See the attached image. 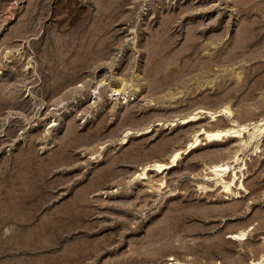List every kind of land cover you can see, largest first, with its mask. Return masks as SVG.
<instances>
[{
	"label": "rangeland",
	"instance_id": "rangeland-1",
	"mask_svg": "<svg viewBox=\"0 0 264 264\" xmlns=\"http://www.w3.org/2000/svg\"><path fill=\"white\" fill-rule=\"evenodd\" d=\"M227 103L264 117V0H0V264H264V132L180 124Z\"/></svg>",
	"mask_w": 264,
	"mask_h": 264
},
{
	"label": "bare ground",
	"instance_id": "bare-ground-1",
	"mask_svg": "<svg viewBox=\"0 0 264 264\" xmlns=\"http://www.w3.org/2000/svg\"><path fill=\"white\" fill-rule=\"evenodd\" d=\"M225 115L226 116L231 115L234 118V120L240 118L239 114H237V112L231 107L229 103L221 105L218 109L214 111L205 108H200L197 112L190 114L186 118H183L182 119L183 121L181 120L180 124H184V123L186 124L194 121L193 123L196 122L197 124H202L206 126V129L203 133L197 132L194 134V137L188 143V148L192 149L196 147L203 140L206 141V143L223 140L228 145L227 151L234 153L232 161L237 162V160L239 159L237 153L243 150V147L251 141L254 135L261 134L262 132H264V122H262L264 120V117L262 116L263 118L259 119L261 123H259L258 125L252 123L254 125L252 126L253 128L252 131L250 132L251 128H248L250 122L248 124L241 125L240 127L238 128L236 127V129H234L232 122L230 123L227 119L224 118ZM259 115L261 116V114ZM245 132H248V134L245 135ZM241 134H242V138L237 139ZM243 138H245V141L242 143ZM187 149H184L182 151L181 149L175 150L168 157L167 162L154 163L152 167L146 168L143 171L142 175L146 173H152L153 178H156L157 180L163 179V175H161V173H163L170 166L174 165L177 162L178 158L187 152ZM226 166H229L227 162L215 163L211 165V167L214 168L215 170H218L217 168L220 167H223L222 170H224ZM222 182L224 188L229 187V181L224 182L222 179ZM204 183H205L204 187H207L208 181L206 179H204ZM245 183L246 185H248L246 181ZM215 186H217V184H215Z\"/></svg>",
	"mask_w": 264,
	"mask_h": 264
}]
</instances>
